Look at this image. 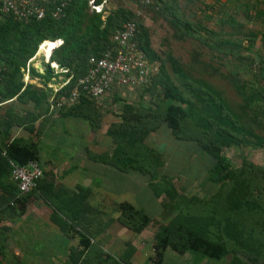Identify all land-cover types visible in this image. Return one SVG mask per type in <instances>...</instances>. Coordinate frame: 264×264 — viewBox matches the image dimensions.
<instances>
[{
  "label": "rangeland",
  "instance_id": "374dc122",
  "mask_svg": "<svg viewBox=\"0 0 264 264\" xmlns=\"http://www.w3.org/2000/svg\"><path fill=\"white\" fill-rule=\"evenodd\" d=\"M116 9L128 11L127 17L146 33L152 61L158 63L161 74L184 99L194 101L193 95L202 92L211 95L234 125L252 131L264 141V0H154L145 7L138 0H107L104 11ZM86 13L89 14L88 10ZM44 50L46 53L35 57L29 65L39 75L44 73L42 59L47 57L46 47ZM9 56L16 61L23 57L11 46H0V103L4 104L0 106V148L13 139L36 142L41 158L44 154L54 159L53 165L61 167L76 163L74 154L80 150L88 166L89 149L109 155L115 135L132 130L140 138L134 149L144 155V167L155 170L151 189L147 177L136 172L122 173L129 188L128 202H123L149 219L145 227L138 233L124 228L126 231L113 230L111 234L109 228L105 234V226L115 219L98 217L95 233L88 235L85 226L78 223L75 228L93 240L87 254L95 252L100 259L108 256L117 261L126 257L130 264H229L232 257L241 264H264V145L254 147L240 142L221 147L213 141L215 126L201 128L193 113H187L178 122V132L172 133L163 121V112L167 105L179 104L163 96L162 79L158 78L151 86L120 89L95 101L79 103L69 111L63 108L51 114L47 103L52 94L46 84L55 85L62 79L55 76L46 82L28 74L26 83L27 60L14 73ZM11 82L30 85L44 97L37 104L27 98L8 103L11 100L5 98V93ZM33 116L39 117V122L30 131L26 126ZM40 116L48 117L41 122ZM20 126L29 132L27 136L22 134L26 137H14L16 127ZM220 165L245 181L248 197L257 203L255 209L229 207L227 192L233 184L225 178V170L216 171ZM96 167L101 169L100 163ZM1 168L2 164L0 222L9 225L0 223V264H12L11 261L31 264L28 257L32 258V264H41L44 255L48 256L44 261L51 264H61L62 260L70 264L81 249L78 243L71 245L79 239L74 227L64 235L72 242L66 245L69 248L47 250L42 245L27 250V234L36 232L37 237L45 236L41 230L58 224V212L50 209L51 223L47 221V226L34 219L35 215L25 207L35 193L29 192L21 201L9 203L10 194L3 188L9 181H1ZM40 169L43 171L41 165ZM178 215L209 219L211 238L224 243L227 254L218 260L198 259L188 252L180 255L164 246L157 257L152 249L153 236ZM225 221L236 225L241 236L255 241L248 252L235 247L219 232ZM61 226L57 227L59 232L65 228ZM47 236L54 239V235Z\"/></svg>",
  "mask_w": 264,
  "mask_h": 264
},
{
  "label": "trees",
  "instance_id": "16d2710c",
  "mask_svg": "<svg viewBox=\"0 0 264 264\" xmlns=\"http://www.w3.org/2000/svg\"><path fill=\"white\" fill-rule=\"evenodd\" d=\"M88 0H70V3L65 8L63 16L59 19L51 17L49 12L39 20H29L26 23H21L11 18L10 16L1 15L3 18L0 23V46H11L15 48L19 55H22L21 61H16L12 57H8L9 63L12 65V70L17 73L20 67L24 66L26 60L30 59L39 46L36 56L44 55L45 47L53 43L47 48V57L45 62H54L59 68L67 70L63 74L65 77L71 76L68 84L64 86L60 94L65 96L68 88L73 82L81 77L86 71V61L88 56H98L109 42V35L117 29L124 21L132 20L128 18V11L116 9L107 12L102 19L101 14L90 12L86 5ZM100 0H94L99 3ZM88 10L89 14L86 13ZM89 15V16H87ZM137 26V41L140 49L143 51L148 60L152 61L153 55L149 49L148 37L146 33ZM54 40H60L61 44L57 47ZM45 41V43H43ZM43 43V44H41ZM33 57L32 61L35 60ZM44 64V73L37 74L33 69L28 68V74L33 77H41L47 81L52 76V70L47 63ZM37 67V66H36ZM161 68L158 67V72L152 77L150 86L155 83L156 79L162 83L163 96L171 101L177 102L179 105H167L163 112V121L167 127L174 132H178V122L183 119L187 113H193L198 118V124L203 129H209L211 125L215 126L216 131L213 134V141L221 147H229L236 143H243L248 146L260 147L264 145V141L255 135L252 131L244 129L242 126L234 125L231 120L222 113L221 104L214 101L211 95L194 94V101L184 99L177 89L171 84L170 80L161 74ZM176 71V70H175ZM178 72V71H177ZM180 77H184L178 72ZM10 83V82H9ZM8 91L5 93L7 100L21 98L30 99L34 104L41 101L44 95L41 92H35L30 85H22L20 82L13 83L8 86ZM91 102L86 99H81L79 103L86 104ZM78 103V104H79ZM77 105V104H75ZM73 105V106H75ZM184 106V107H181ZM73 106L66 108L68 111ZM135 131H121L118 133L111 153L91 154L87 152V157L94 163L106 165L120 173L136 172L148 178V187H153L152 181L156 174L154 168L148 170L143 165L144 155L137 152L134 148L139 145L140 138L135 137ZM143 136V134H141ZM236 136V138H234ZM142 138V137H141ZM238 138V139H237ZM217 158V156H216ZM37 146L35 142H26L20 139H13L9 143L0 148V161L2 163L1 176L3 179L10 178V165L12 162L16 165H25L28 161H37ZM225 170V178L232 182V186L227 192V202L231 209L244 208L247 211L255 209L257 203L250 200L247 195V186L245 181L238 179V176L230 170H226L222 165L216 169ZM43 175L37 181L36 187L30 193H40L43 199L50 203L53 198L41 191L40 182ZM11 180V178H10ZM10 194V202L13 204L21 201L26 195H19L15 183L9 181V185L3 186ZM43 189V188H42ZM81 192V189H79ZM49 194V193H48ZM54 210L64 216L69 222L70 227H75L79 223L75 218V213H69L65 208L54 206ZM119 216L117 221L123 227L130 229L134 233H138L149 222V219L143 214L135 211L127 202H122L118 205ZM209 219L196 218L192 216H175L167 222V224L157 231L153 236L152 249L158 257L164 246H168L170 250L177 254L190 253L198 259L218 260L227 254V248L224 243L219 240H213L209 228L211 227ZM219 232L224 238L230 241L235 247L248 252L251 244L255 241L249 237L241 236L237 231L236 225L231 222H223L219 226ZM79 237L78 244L81 249L77 251L76 259L71 260V263L82 262V264H130L126 262L127 258L122 257L113 260L108 256L100 259L98 253L87 254L89 249V239L83 232H76ZM101 255V254H99ZM122 263V264H123ZM229 264H241L240 261L232 257Z\"/></svg>",
  "mask_w": 264,
  "mask_h": 264
},
{
  "label": "built area",
  "instance_id": "2783aa9c",
  "mask_svg": "<svg viewBox=\"0 0 264 264\" xmlns=\"http://www.w3.org/2000/svg\"><path fill=\"white\" fill-rule=\"evenodd\" d=\"M153 1L138 0V3L145 7L151 5ZM106 2L107 0H100L99 3L88 0L86 5L90 12L103 15V19L107 14L104 11ZM69 3L70 0H0V14L10 16L21 23L39 20L46 12H49L52 18L59 19ZM137 32L134 20L122 22L109 35V42L102 52L98 56H88L85 73L73 82L65 96L61 95L60 91L68 84L71 76L65 77L63 74L67 73L66 69L59 68L54 62H45L43 57V62L52 70L50 81L55 76L62 79L55 85L46 84L52 94L47 103L49 113L78 104L81 99L95 101L107 93H115L120 89L148 86L158 72L159 66L158 63L148 60L140 49ZM53 42L57 43L55 47L61 44L60 40ZM29 60L25 66L24 80L28 78L31 63ZM9 165L10 178L15 183L19 195L33 191L42 176L40 166L33 161H28L25 165L9 162Z\"/></svg>",
  "mask_w": 264,
  "mask_h": 264
},
{
  "label": "crops",
  "instance_id": "0c3cea01",
  "mask_svg": "<svg viewBox=\"0 0 264 264\" xmlns=\"http://www.w3.org/2000/svg\"><path fill=\"white\" fill-rule=\"evenodd\" d=\"M45 43V41L43 42ZM42 44V43H41ZM48 48V45L46 49ZM33 59V58H32ZM32 59H30V62H33ZM26 83L28 81V78L24 80ZM15 102V99H11L8 103ZM16 103V102H15ZM4 105L3 103H0V106ZM49 112V111H48ZM56 113V112H53ZM52 114V113H51ZM48 116H40V121L43 122L44 118L46 119ZM28 125L26 126V129L28 130H34V125L37 126L39 122V117H30ZM49 119V118H48ZM26 129H22V127H16L14 134V137H26L27 133H29ZM16 134V135H15ZM26 134V136L22 135ZM42 135H40L41 138ZM39 144V141H37ZM36 143V142H35ZM37 144V143H36ZM91 150V154H101L102 151H97L93 149ZM89 152V153H90ZM85 153V152H83ZM87 153V152H86ZM75 161L76 163H67L65 166L61 167V165H53L54 159L47 158L44 154L42 155V158L40 156V153L38 151V145H37V161L38 165H41L42 173L44 172L45 177L42 178L40 182L41 191H43L45 194L49 195L50 198H53L51 202H54L53 204L49 205L46 200L41 204L43 196H41L40 193L33 194V197H30V201H26V209L28 211H31V214H34V219L41 220V224H47V221H49L48 217L51 213L50 209H54V206H59L65 208L67 212L69 213H77L75 218L81 219L79 224L82 226L84 225L85 231L88 235L91 233H95L94 229L97 228V220L96 218L102 219L104 218H114V221H110V224L108 226H105L104 233H109L110 228V234L112 231H119L121 233L122 230H125L122 225L118 224L117 218L119 216V210L118 205L122 203L123 201L128 202L127 196L129 195V188H128V181L124 178V174L115 171L112 168L106 167L105 165L100 164L101 169H97V163H93V165H90V160L88 161V166L86 165V157L83 155L82 152L79 150L78 152H75ZM69 160H65L64 162H68ZM0 164L1 161H0ZM105 166V167H103ZM100 171V172H98ZM118 174V175H117ZM100 179L101 181H96ZM104 179V180H102ZM1 181H10V178H4L1 177ZM99 182V184H97ZM43 188V189H42ZM79 189H81V192H79ZM49 193V194H48ZM35 195V196H34ZM29 197V196H28ZM27 197V198H28ZM34 197L36 199H34ZM28 200V199H27ZM44 200V199H43ZM10 203V201H9ZM12 206V205H11ZM116 207V210H115ZM0 210H1V196H0ZM112 212V213H111ZM30 214V213H29ZM44 216H42V215ZM58 224L54 225V227H49L46 230H41V234H44L43 237H37L36 232H31L29 237H27L26 245H28V249H38L39 247L45 246L47 250L51 249H65L67 244H71L68 239L64 237V235L68 234V230L70 228L69 222L64 218L63 215L60 213L56 216ZM79 221V220H78ZM101 222V221H100ZM1 224H7L9 225V222L1 221ZM51 223V222H50ZM16 225V224H15ZM64 226V230L62 232L58 231V226ZM61 226V227H62ZM15 228V227H14ZM13 228V229H14ZM54 228V229H53ZM71 229V228H70ZM75 231L74 233L77 236L76 232H82L80 229L73 228ZM126 231V230H125ZM91 232V233H88ZM12 233V232H11ZM33 234V235H32ZM57 234H59V237H57ZM85 234V233H84ZM47 235H54L50 238ZM86 235V234H85ZM90 244L92 243V238L88 236ZM78 237V236H77ZM79 240V239H77ZM78 241L73 242L71 245L75 246L77 245ZM30 245V246H29ZM79 246V244H78ZM69 248V247H68ZM75 248V247H73ZM43 260L39 263L41 264H51L47 260L48 256L44 255ZM29 262L32 264V258L28 257ZM42 259V258H41ZM49 259H53V257H49ZM35 261V259H33ZM12 264H22V262L17 263L16 261H11ZM65 264L64 260H62Z\"/></svg>",
  "mask_w": 264,
  "mask_h": 264
},
{
  "label": "bare ground",
  "instance_id": "6f19581e",
  "mask_svg": "<svg viewBox=\"0 0 264 264\" xmlns=\"http://www.w3.org/2000/svg\"><path fill=\"white\" fill-rule=\"evenodd\" d=\"M53 43H50V45H52ZM49 44H48V47L50 46Z\"/></svg>",
  "mask_w": 264,
  "mask_h": 264
}]
</instances>
